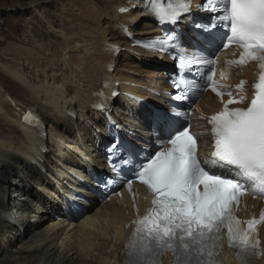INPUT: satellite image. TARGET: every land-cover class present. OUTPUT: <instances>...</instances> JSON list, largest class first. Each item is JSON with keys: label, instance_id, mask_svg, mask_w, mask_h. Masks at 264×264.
I'll list each match as a JSON object with an SVG mask.
<instances>
[{"label": "bare ground", "instance_id": "obj_1", "mask_svg": "<svg viewBox=\"0 0 264 264\" xmlns=\"http://www.w3.org/2000/svg\"><path fill=\"white\" fill-rule=\"evenodd\" d=\"M131 6L127 0H72L65 8L71 20L45 22L49 29L46 33L35 27L31 33L39 40L33 46L28 44L32 49L27 53L20 50L23 63L11 59L12 64L1 66L3 73L30 96L25 99L11 95V104L0 107V124L6 126L0 131V170L9 165L11 175L6 178L0 173V255L7 257V245L20 244L12 251L16 256L0 259V264H21V258L22 264H76V255L87 264H124L129 236L124 229L140 202L114 197L92 211L77 197L82 194L88 201L97 202L96 194L84 182H91V170L106 171L104 148L109 142V120L93 109L106 86L111 88L108 95L115 92L106 112L119 127V134L130 139L137 135L150 149L155 144L148 120L152 111L128 96L167 109L164 98L171 90L163 68L166 60L132 47L133 42L128 41L122 28L127 26L134 37L145 38L159 36L160 29L150 21L139 22L144 19L140 18V11L128 12ZM51 38H57L56 42ZM110 45L120 46L127 53L115 56L116 53L106 52ZM123 56L139 64L119 68ZM145 65L147 69L143 68ZM18 101L33 106H18ZM205 102L216 106L213 98L208 97ZM41 161L47 164L44 169L50 174L48 177L52 176V184L38 171ZM29 174L40 178L51 190L33 194L15 186L16 181ZM36 186L43 188L39 183ZM8 190L14 193L9 195ZM70 199L86 208L88 217L83 222L73 214ZM252 206L259 209L256 203ZM43 207L56 221L46 231L24 239L20 230L25 227L18 214L23 210L25 214H35V210L39 214Z\"/></svg>", "mask_w": 264, "mask_h": 264}, {"label": "snow or ice", "instance_id": "obj_2", "mask_svg": "<svg viewBox=\"0 0 264 264\" xmlns=\"http://www.w3.org/2000/svg\"><path fill=\"white\" fill-rule=\"evenodd\" d=\"M201 8L212 13L207 22L183 18L191 20L200 45L197 51L211 53L215 49L218 53L227 45L242 48L241 63L247 59L260 65L255 95L248 107H226L210 118L213 151L203 165L196 156V141L188 126L176 119L178 105L148 115L150 129L158 133L161 147L146 163L139 164L136 175L152 192L153 207L134 224L135 242H129L126 264H161L159 257L166 251L173 253L175 264H219L221 232L225 228L230 246L238 248L239 258L246 260L247 254H256L257 220L241 222L235 218L234 208L250 187L264 196V0H204ZM154 11L160 21L176 25L182 22L181 13L190 11V5L187 0H175V6L169 3L167 9ZM178 39L173 27L157 50L166 51L168 42ZM214 58L180 57L179 65L189 75L198 76L199 68L192 71L191 66L212 65ZM207 80H211L210 74ZM206 89L207 84L201 94ZM174 99L188 100V91H178ZM233 102L237 101H229ZM214 168L227 169L229 174L212 171ZM113 182L115 178H109L105 187Z\"/></svg>", "mask_w": 264, "mask_h": 264}, {"label": "rangeland", "instance_id": "obj_3", "mask_svg": "<svg viewBox=\"0 0 264 264\" xmlns=\"http://www.w3.org/2000/svg\"><path fill=\"white\" fill-rule=\"evenodd\" d=\"M71 1L72 0H0V107L5 108V105L9 106L11 104V101H12V99L10 98L11 95L13 96V98L23 97L25 99H27V97L30 96V92H27L24 88H21L20 85L16 84L12 79H10L7 75L3 73V71L1 70V66L12 64V62L10 61L11 59H13L14 62L17 64H20L19 62L23 63V59H22L23 57L21 58L20 57L21 55L19 53L20 50L23 49L22 51L27 53L26 52L27 50L32 49L31 47H29L28 44L32 43L31 45L33 46V43L36 44L37 40H39L37 37H34V35L31 33L35 27L37 28L40 27L41 32L46 33V32H49V29L46 27L47 25L45 22L51 23L53 21H56V22L65 21V23H67L68 19L71 20L70 18L71 15L69 14V11L65 9L67 7V3ZM79 12L80 10L77 11L76 14H79ZM56 39L57 38H51V41L55 43ZM14 51H16V53ZM121 52L124 54L125 52L127 53L125 49H122ZM133 62L134 63H131L130 60L128 61L123 56L120 58L121 64L119 68H124L126 64L131 63L130 66H132V64L138 63V62L136 63L135 60ZM146 66L147 65H145L143 68L147 69ZM40 77L41 79L43 78L42 76ZM5 99L6 100L8 99L7 103H4ZM21 105H27V104L26 102L25 103L19 102L18 106H21ZM32 106L33 105L28 103L26 107L32 108ZM5 123L9 126L8 121H6ZM1 124H0V131H1V128L3 129L6 128L3 122H1ZM45 151L47 152L46 149ZM40 163L41 164L37 166L38 171L44 176V178H46L47 181L49 180V182L52 184L54 182L53 178L52 176L48 177L50 174H48L46 168L45 170H43L41 167H39V166H42L44 168L45 165L47 164L44 161H41ZM60 167L62 170L65 171L64 166L60 165ZM14 170H15V167H14ZM0 171H1L0 173L3 174L6 178H10L11 175H8L9 165H5L4 167L1 168ZM3 175H2V179H4ZM13 178L17 179V177H13ZM24 178H27L26 179L27 185H26ZM21 179L22 180L16 181L15 186L21 189L23 187L24 191L29 190L30 192H33V194H36V193L44 194L45 189L51 190V188L46 186L40 178L32 174H29L28 176L23 175ZM38 183L42 185L41 187L43 188L39 189V187L36 186V184ZM8 191L9 192L7 194L9 195L14 193V191L12 190H8ZM32 197L35 201H37L36 195H33ZM7 201H8V196H6L5 198V202ZM98 205H99V200L97 202H92V203L90 202L89 205L87 204V208L93 211L98 207ZM41 210L43 211H40L39 214L38 212H36V210H35V214H32L31 211H28L27 212L28 214H25L26 211L24 210L21 214H18L20 215V219H19V221L21 220L20 224L25 227V230H22V229L20 230L22 232V235L24 236V239L28 240L31 236L36 235L37 233H40V232L42 233L46 231L47 227L52 222L56 221V217L53 218L51 216L48 208L43 207ZM32 215H34L35 217L32 218ZM68 218H71V216H68ZM15 225L19 226V224H15ZM9 226H12V225L9 224ZM19 245H20L19 243H16V244L13 243V244L7 245V249H6L7 257L4 254H2L0 255V259L3 260L6 258H12L16 256L14 255V253L12 254V251H15V249L19 247ZM75 258H77L76 264H87L85 260L82 259V257L76 255ZM21 262L23 263L22 258L20 260V263Z\"/></svg>", "mask_w": 264, "mask_h": 264}]
</instances>
